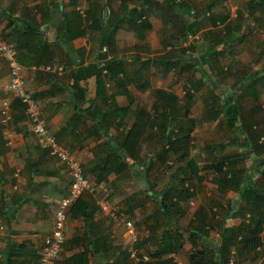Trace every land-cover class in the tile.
I'll use <instances>...</instances> for the list:
<instances>
[{
    "label": "crops",
    "instance_id": "1",
    "mask_svg": "<svg viewBox=\"0 0 264 264\" xmlns=\"http://www.w3.org/2000/svg\"><path fill=\"white\" fill-rule=\"evenodd\" d=\"M140 1L144 0H0V34L18 49L26 90L37 99L46 127L61 145L81 160L85 172L97 185L95 194L83 195L91 203L90 214L72 216L68 211L65 241L54 264H138L140 259H145L144 255L148 256L150 264H177L172 252H177L184 264H189L194 251L191 241L194 231L202 230L213 244L218 243L223 234L228 236V232L221 231V223L237 226L242 222L241 217L233 215L236 204L240 203L239 192L232 188L220 190L212 174L205 173L203 179L199 178L205 172L203 166L215 157L202 164L191 156L190 146L195 148L194 129L191 143L186 146L188 155L178 160L179 151L170 150L160 160L161 127L153 128L146 122L149 117L154 120L157 89L177 95V104L182 103L185 96L162 86L161 81L164 75L175 74L189 84L190 74L179 73L178 67L169 69L159 59L176 58L183 46L190 45L192 35L188 34L187 38L182 35L187 30L186 24L195 22L193 37L199 31L208 32L202 35L205 43L201 44V51H194L196 56L216 45L217 50L227 47V44L216 43L214 32L235 31L237 38L241 35L237 45L242 50L236 51V46L228 52L222 50L219 55L214 53L215 67L206 61L198 68L204 71L207 66L211 74L204 71L198 76L197 68L194 70L196 84L201 85L196 95L203 96V89L211 87L207 81L201 83L202 77L213 79L222 71L226 84L231 82L234 86L236 72L252 73V69L246 67L252 56L258 55L264 64L260 49L264 40V8L252 7V0H234L232 6L228 5L230 1L220 0L224 1L222 5L218 8L214 5L211 9L206 5V13L201 12L197 19L196 8L192 5L193 14L187 22L182 19L186 14L183 10L178 13L171 9L164 20V12L155 9L147 17L151 27L142 30L138 27L142 19L138 9ZM176 13L178 16L173 15ZM205 17H211L209 27L202 24ZM251 23L263 36L255 38L249 33ZM153 27L154 31L157 28L161 32L167 30L168 36L151 41L147 36ZM123 30L130 32L132 44L139 51L136 55H129L121 35ZM103 34L108 35V42L101 45ZM146 60L150 65L143 66ZM106 61L111 64L110 71L88 73L93 66ZM237 62L240 65L234 68ZM9 79V65L0 55V264H37L44 250L45 237L53 229L59 201L71 188L72 176L61 159L39 142L25 104L8 88ZM153 80L161 85H155ZM183 92H188L187 86ZM215 94L221 97L220 90ZM7 99L10 100V118L4 121L2 107ZM193 100L196 102V98ZM116 105L126 108L118 112ZM108 111L111 114L102 125L100 116ZM139 117L141 126L146 124L128 159L140 161L136 163L139 167L136 168V164L134 167L141 174L134 176V167L117 169L107 165L106 178L98 180L100 170L94 168L106 157L110 142L120 147L127 138L128 129L135 122L138 124ZM178 122L175 119V130L179 133L184 125ZM176 137H182L181 133ZM237 150L242 148L237 146ZM111 154L114 159L116 154L113 151ZM146 160L152 165L148 166ZM155 175H158L157 181L152 180ZM257 176L263 175L259 172ZM149 182L156 190L163 184H171L188 188L193 193L188 199L177 201L180 204L170 212L175 222L172 227H180L186 237L179 251L165 254L157 235L150 237L147 225L153 224L152 215L160 205L151 198L143 202L144 191H152ZM103 203H108L109 208H104ZM128 219L135 221L136 226L139 223L135 238L125 231ZM262 237V246L256 250L245 251L232 246L225 264H264V227ZM137 240L148 241L136 248ZM134 247L137 249L135 257L132 255Z\"/></svg>",
    "mask_w": 264,
    "mask_h": 264
},
{
    "label": "trees",
    "instance_id": "2",
    "mask_svg": "<svg viewBox=\"0 0 264 264\" xmlns=\"http://www.w3.org/2000/svg\"><path fill=\"white\" fill-rule=\"evenodd\" d=\"M159 4V3H158ZM153 0H144L139 3L138 9L141 11V22L138 27L142 30H148L151 27V22L147 18L155 12V9L162 10V18L165 20L167 18V12L171 9L179 13H186L184 22H187L188 16L193 13L192 5L188 4L185 0H165L164 3H160V6ZM215 1L211 0L208 4V9H211L215 5ZM257 5L264 8V0H252V7ZM174 16H178L176 13ZM187 30L183 32L187 38L188 34L194 35L192 23L186 24ZM109 33L106 29L104 30ZM216 33V34H215ZM235 31L230 33L226 32H214V37L216 43L227 44V40H233V35ZM241 38V35L239 36ZM236 38V44L240 38ZM183 40V39H182ZM101 45L108 42V35L103 34L101 38ZM234 44V43H232ZM192 43L189 46H183L180 53L176 58L170 59L168 56L161 57L159 60L163 65H168L171 67H178L179 73L183 71L187 72V75L192 73L196 68H200L207 61L212 63L213 67L216 66L212 62V55L215 53L218 55L222 53V49L217 50V45L202 54L195 55L194 51L191 49ZM235 48V45H233ZM231 48V49H233ZM225 49V48H224ZM224 51V50H223ZM261 56L264 59V40L261 43ZM172 60V61H170ZM170 61V62H169ZM150 65V61L146 60L143 66ZM110 71L111 64L109 62H104L96 64L93 66L91 71L88 73H97L102 70ZM264 74V64L262 69H255L250 75L253 78L254 75ZM194 76V74H193ZM212 78L209 77L205 80L204 77L201 79V83L204 84L205 81L211 82ZM213 85V84H212ZM200 89L201 85H197ZM216 88V87H215ZM210 94L208 99L205 101V113L204 118L208 121L218 120L221 117L224 118L225 125L231 129L238 131V134L231 136L230 140L227 142H235V145L242 148L241 151L235 150V152H226L227 143H221L223 152L217 154L213 161L207 162L203 169L205 172L199 175L200 179H203L207 173L213 175V181L218 185L220 190L224 191L227 189H234L239 192L240 203L236 204L235 210L233 212L234 216H239L242 218V222L237 226H226L225 223H221L219 226L222 232H228V236H224L220 239L218 243H209L208 236H205L202 230L198 229L192 233L191 241L193 243L194 251L191 255L189 264H225L228 262L231 254V247L238 246L245 251L256 250L259 246H262L263 237L262 229L264 227V120H262V115L259 113L262 111L261 103L256 104L250 109L242 106V100L238 98L229 96L227 98H221L220 95H216L215 91ZM178 96L163 91L162 89L156 90L154 110L155 116L154 120L151 121L149 117L148 121L151 127L160 125L159 131L162 132L163 140L161 142L162 148L159 151L160 160H163L164 153L170 150L176 152L179 151L177 159L180 160L186 155H188L189 150L186 146L191 143V132L195 127V118L189 120V125L180 127L179 133L175 130V117L177 113L176 104ZM126 107L116 105L115 109L118 112H122ZM145 114V112H143ZM111 114V111L101 114L100 121L103 125L107 121V116ZM120 114V113H119ZM188 114V109L184 112ZM181 115V114H176ZM141 117H139V122L128 129L127 138L117 147L110 142L109 152L105 155L106 157L101 158V160L96 164L94 170L99 169L98 180H103L106 178V172L108 166L122 168V167H134L139 160H134L133 162L128 159L131 155L133 149L137 147V140L142 136L144 131V125L141 126ZM182 137H176L180 134ZM179 140H182L181 142ZM216 144H209V147L213 148ZM123 149V151H121ZM181 149V150H180ZM112 151L116 154L114 159L111 157ZM148 166L152 163L150 160H146ZM108 165V166H107ZM135 169V167H134ZM147 172V168H144ZM134 176L139 177L141 174L139 169H135ZM261 172L263 176H257ZM206 173V174H205ZM174 176V175H173ZM150 184V182H149ZM153 192H146V196L143 197V202L146 198H151L155 202L159 203L160 209L155 212L152 216L153 224H148L147 227L150 230V237L153 238L157 235V239L160 242L162 251L167 254L169 251H179L186 242V237L184 233L180 230V227H172L175 222L173 221L171 211L174 210V206L180 204L179 200L188 199L192 196V192L188 188H179L177 186H172L171 184H166L164 188L160 191L156 190L151 184L149 187ZM137 203V201H136ZM238 206V207H237ZM91 203L86 196L79 197L68 210L72 216H82L90 214ZM232 212L230 210L228 214ZM160 232L157 234V232ZM206 234V233H205ZM208 235V234H206ZM145 241L148 240H137L135 242V247H140ZM163 253V254H164ZM129 254V253H128ZM138 264H150L149 259H140Z\"/></svg>",
    "mask_w": 264,
    "mask_h": 264
},
{
    "label": "rangeland",
    "instance_id": "3",
    "mask_svg": "<svg viewBox=\"0 0 264 264\" xmlns=\"http://www.w3.org/2000/svg\"><path fill=\"white\" fill-rule=\"evenodd\" d=\"M187 1L196 8L195 17L197 19L199 18V14L201 12H202L201 14H204V12L206 13V8H207L208 4L211 2V0H187ZM214 1L216 3L215 7H217V8L219 7V5H222V3L224 2V1L222 2L220 0H214ZM228 1H230L228 4L230 6L235 4L234 0H228ZM239 1H242V0H236L235 2H239ZM140 2H142V1H140ZM159 2H161V0L155 1V3H157V4ZM213 7H214V5H213ZM228 8H230V7H228ZM230 11H231V8H230ZM188 18H189V16H188ZM193 18H191L192 21L194 20ZM208 19H211V17H209V18L205 17L204 19H202V24H204V27H209L210 21ZM249 21L253 22V19L250 18ZM193 26H195V22L193 23ZM250 26L251 27L248 28V30H250L249 33L252 36H254L255 38H260L261 35L263 36L262 32H260L259 29H256V25H252V23H251ZM257 27L259 28L258 25H257ZM160 29H162V28H160ZM166 32H168V31L162 30V32H161V30H159V28H157V31H154V27H153V29L148 33L147 37L152 41V40H155L157 38H162L163 36H168V34H165ZM205 33L207 34L208 32L203 31L201 33L199 31L196 34V36L191 37V39L193 40V41H191V43H192L191 49L193 51H198V50L201 51L203 49L202 48L203 46L201 44H204L205 42L202 40V35ZM169 34H170V32H169ZM121 35H122V38L125 42V46H126L127 50L129 51L128 52L129 55H136V52H139V51L134 47L135 44L134 43L132 44V42H134V41H132V39L130 37V32L128 30H123V31H121ZM235 37L237 38L236 33L233 35L234 44L231 43L230 39L227 40V45H225L227 47H224L225 52H228L229 49L233 48L234 47L233 45H235V47L237 46V48L235 49L236 51L242 50V49L238 48V45L236 44V38ZM188 44H189V41H188ZM199 47H201V48H199ZM260 49H261V47H260ZM251 58L252 59L250 60V62H248L249 67H248V63L246 66L248 68V70L252 69V72H253V70H255L256 68L260 69L263 67V65H262L263 60L261 61V58H259L258 55L256 57L252 56ZM226 64L227 63H224V65H226ZM237 65H240V64L238 62L235 63L234 68ZM221 66H222V63H221ZM204 69H205L204 70L205 72H208L209 74H211V71L207 66L204 67ZM196 70H197L198 76H200L204 72V71H200V69H198V68ZM193 72L190 73V75H189V79H188L189 84L185 81V78L180 79L179 75L175 76V74H171L170 77H166V75H164V78L162 79L161 83H162V86L170 88V90H174L175 92L180 91L179 93L182 94V97L185 95L184 98H182V103L176 104V111H177L176 114H180V113L184 114L185 111L183 109H187V107L189 106L190 109H188V114L179 115V116L175 114L174 117L179 120L178 123H180L181 125H184V126L189 125L188 122H189L190 118L196 119V123H195L196 127L193 130L194 138H195V139H193V140H195V148L190 146L191 156L197 158L196 159L197 161L204 164L205 162L213 159V157H215L217 154L224 151L221 148L222 146H220L221 143H227L230 140L231 136H235L238 134V131L231 130L225 125L223 117H221L217 121L206 120L204 118L205 101L208 99V97H210L209 95L212 94V91L216 92L218 89L221 92L222 98H224L226 96L228 98L229 96H232V94H233V97L238 98V100H240V98H241L242 106H245V108H248V109H250V107H252L256 104H259V102H260L261 106H262V111L259 114L262 115V120H264V74L254 75L255 78H253L252 75H250V74L245 75L242 73V71H238V72H236V74H238V75L235 76V79H234L235 84L233 86V83H231V82L226 84L227 82L225 81V76H224L225 72L220 71L218 73V76L217 75L214 76L213 79L211 80V82L210 83L208 82L211 89L210 90L207 88L203 89L205 93L202 96V95H200L201 93L196 95V92H199V89L197 88L198 86L196 84V79L193 77ZM246 72L247 71H245V73ZM155 73L157 74V70L155 71ZM186 75H187V73H186ZM223 76H224V78H223ZM153 82L155 85H158V84L161 85L160 83H158L157 80H153ZM238 84H241V85L237 86ZM186 86H187L188 92L185 94L183 92V90ZM242 90H244L245 92L240 94ZM203 97L205 100L203 99ZM193 98H196V102L193 100ZM243 98H244V100H243ZM179 110H181V111H179ZM211 143L216 144L212 149H211V147H209V144H211ZM235 150H237V145H235V142L227 143V147L225 149L226 152H229V153L235 152ZM174 157H175V155H173L172 158H174ZM86 175H87V173H86ZM87 176H89V175H87ZM158 179H159L158 175H155L152 177V180H154V181H157ZM155 184H157V182H155ZM163 186H164V184L162 185V187H159L160 189H158V190H161L163 188ZM146 192H147V190L144 191V193H146ZM237 198L239 199V195H237ZM138 224L139 223H137V226H138Z\"/></svg>",
    "mask_w": 264,
    "mask_h": 264
},
{
    "label": "built area",
    "instance_id": "4",
    "mask_svg": "<svg viewBox=\"0 0 264 264\" xmlns=\"http://www.w3.org/2000/svg\"><path fill=\"white\" fill-rule=\"evenodd\" d=\"M0 55L7 61L10 68V79L8 83L9 90L15 92L20 100L25 104V111L30 118L33 127L37 133L39 142L44 148L58 156L64 165L68 168L72 176V184L69 193L62 196L55 212V223L53 229L45 237L44 250L39 257L37 264H54L59 257L61 247L65 241V224L68 218L69 207L81 196L86 193L95 194L97 185L86 175L84 166L79 158L69 152L61 145L55 134L51 133L45 125L41 115V108L37 99L25 88V77L23 74V65L18 60L17 47L6 40L0 34ZM10 100H4L2 112L3 120L10 118L9 111ZM104 208L108 209L109 204L103 203ZM126 233L131 237H136L137 226L132 219L126 220ZM132 255L137 256V249H132ZM172 258L177 264H184L177 252L171 253ZM147 259L148 256L144 255Z\"/></svg>",
    "mask_w": 264,
    "mask_h": 264
},
{
    "label": "water",
    "instance_id": "5",
    "mask_svg": "<svg viewBox=\"0 0 264 264\" xmlns=\"http://www.w3.org/2000/svg\"><path fill=\"white\" fill-rule=\"evenodd\" d=\"M139 167V165L138 164H136V168H138ZM150 193H152V191H150Z\"/></svg>",
    "mask_w": 264,
    "mask_h": 264
}]
</instances>
